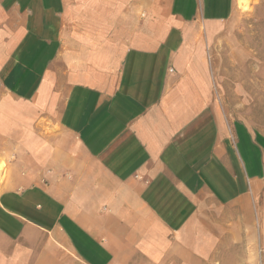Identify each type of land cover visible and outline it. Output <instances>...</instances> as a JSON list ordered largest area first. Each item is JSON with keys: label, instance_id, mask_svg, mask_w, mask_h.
<instances>
[{"label": "crops", "instance_id": "1", "mask_svg": "<svg viewBox=\"0 0 264 264\" xmlns=\"http://www.w3.org/2000/svg\"><path fill=\"white\" fill-rule=\"evenodd\" d=\"M235 0H0V264H258L264 140L213 106Z\"/></svg>", "mask_w": 264, "mask_h": 264}, {"label": "rangeland", "instance_id": "2", "mask_svg": "<svg viewBox=\"0 0 264 264\" xmlns=\"http://www.w3.org/2000/svg\"><path fill=\"white\" fill-rule=\"evenodd\" d=\"M238 1L210 50L212 104L227 123L252 129L258 145L264 140V0H248L247 9ZM250 208L246 254L264 264V184Z\"/></svg>", "mask_w": 264, "mask_h": 264}, {"label": "bare ground", "instance_id": "3", "mask_svg": "<svg viewBox=\"0 0 264 264\" xmlns=\"http://www.w3.org/2000/svg\"><path fill=\"white\" fill-rule=\"evenodd\" d=\"M247 3H248V0H239L238 1V5L243 8V9H247Z\"/></svg>", "mask_w": 264, "mask_h": 264}]
</instances>
